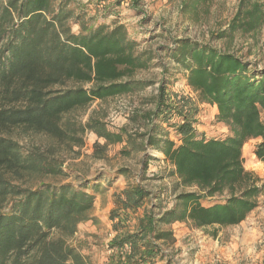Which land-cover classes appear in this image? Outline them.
Here are the masks:
<instances>
[{
  "label": "trees",
  "instance_id": "obj_1",
  "mask_svg": "<svg viewBox=\"0 0 264 264\" xmlns=\"http://www.w3.org/2000/svg\"><path fill=\"white\" fill-rule=\"evenodd\" d=\"M81 1L60 0L54 6L53 0H0V264H90L66 240L79 224L94 220L97 188L87 192L86 186L40 184L24 189L15 184L62 176L64 154L81 148L87 132L104 140L95 145L100 149L124 141L134 145L142 138L138 149L156 152L171 165L177 185L191 189L173 194L170 207L150 194L141 184L148 161L155 159L148 156L140 182L127 183L108 213L114 234L108 264H169L168 250L176 241L169 226H236L264 194V184L244 169L242 156L243 147L258 140L252 154L264 163V68L257 70L243 56L212 45L231 44L236 36L256 38L264 27V4L238 0L226 28L210 33L206 43L171 41L165 55L180 67L182 77L170 83L162 67L153 109L143 117L145 133L132 137L125 128L110 132L95 117L84 124H62L64 115L92 102L150 86L132 78L156 59L152 50L139 49L140 42L128 35L115 10L128 1L129 9L142 14V0H115L100 18H87L88 8L108 0ZM208 1L184 0L181 11L196 17ZM114 15L109 23L101 20ZM72 24L79 26L77 33ZM181 81L198 104L215 109V121L228 129L225 137L211 134L200 121L198 104L173 91ZM68 83L74 86L67 88ZM30 134L52 143L20 148L27 142L21 137ZM115 176L127 179L128 172L120 169ZM11 198L16 199L8 206Z\"/></svg>",
  "mask_w": 264,
  "mask_h": 264
},
{
  "label": "rangeland",
  "instance_id": "obj_2",
  "mask_svg": "<svg viewBox=\"0 0 264 264\" xmlns=\"http://www.w3.org/2000/svg\"><path fill=\"white\" fill-rule=\"evenodd\" d=\"M59 1L53 0V5L56 6ZM113 1L115 0H108L99 7L90 4L87 18L90 16L100 18L105 12L104 8ZM183 1L142 0V14H136L129 9L128 1L115 9L121 24L126 26L128 35L140 42L139 49H149L156 54L151 68L135 73L132 78L135 81L150 82L151 85L133 94L95 101L83 109L72 111L62 117L63 125L67 122L84 124L90 117H95L101 119L110 132L125 128L132 137L145 133L143 117L153 109V98L156 95L162 67L168 70L166 74L168 82L174 81L173 78L177 80L182 77L180 67L174 66L166 57L165 49L170 46L172 40L180 38H189L202 43L210 41V33L226 28L238 5V0H209L195 17L181 11ZM258 1L264 4V0ZM81 2L85 5L88 0ZM70 7L73 8L74 5ZM113 17L115 15L101 20L105 19L109 23ZM71 30L77 33L79 26L72 24ZM212 45L243 56L245 61L254 64L257 70L264 68V27L256 38L236 36L231 44L213 42ZM72 86H74L72 83H68L66 87ZM89 87L90 85L84 86L85 89ZM173 90H179V93L198 104L196 94L184 89L179 83L173 87ZM197 106L200 108V121L208 131L216 137H225L228 129L215 121V109L207 104ZM261 119L264 120V113ZM21 138L27 142L20 145V148L26 146L29 149L44 148L52 143L42 135L30 134ZM83 141L84 145L81 148L75 147L72 152L64 154L62 176L47 177L42 180L26 179L15 184L24 189H34L40 184L52 186L68 184L76 189L86 186L87 192H90L91 187L97 188L98 192L95 193L94 207L91 211L94 220L79 224L76 233L66 242L86 257L90 264H108L111 252L108 251L107 246L114 235L107 217L108 213L113 208L115 195H118L127 183L140 182L138 175L143 172L142 162L146 157L155 159L148 161L147 170L144 171L145 180L141 181V184L150 194L158 196L163 203H167V207L172 204L173 194L191 189L177 185V178L171 175V165L156 152L150 148H145V151L138 149V144L143 141L142 138H138L134 145L124 141L121 144L109 145L105 149L95 146L96 144L102 146L104 140L97 138L91 132L84 134ZM256 143L250 141L243 147V167L264 184V163L252 154ZM124 149L130 154H121V150ZM120 169L127 170V179L114 177L116 171ZM15 199H9L7 205L9 206ZM216 201L217 198L205 205ZM168 229L174 233L176 239L173 247L168 250L171 255L169 264H264V194L259 197L257 208L236 226L196 229L188 224L175 223ZM53 236H56V233ZM227 247L234 248L232 249L234 255L223 257L222 252Z\"/></svg>",
  "mask_w": 264,
  "mask_h": 264
},
{
  "label": "crops",
  "instance_id": "obj_3",
  "mask_svg": "<svg viewBox=\"0 0 264 264\" xmlns=\"http://www.w3.org/2000/svg\"><path fill=\"white\" fill-rule=\"evenodd\" d=\"M179 85H180L181 87H183L184 89H188V88H186V86H185V84H184L183 81H181V82L179 83ZM173 91H174V92H178L179 90H177V91L173 90ZM254 141L257 142L258 140H254ZM107 217H108V216H107ZM232 249H234V248H229V247L225 248V250H223V252H222L223 257H229V256H231V255H234V252H233Z\"/></svg>",
  "mask_w": 264,
  "mask_h": 264
}]
</instances>
